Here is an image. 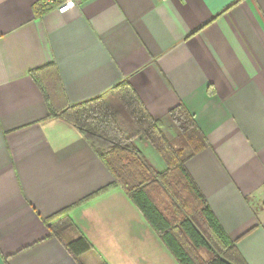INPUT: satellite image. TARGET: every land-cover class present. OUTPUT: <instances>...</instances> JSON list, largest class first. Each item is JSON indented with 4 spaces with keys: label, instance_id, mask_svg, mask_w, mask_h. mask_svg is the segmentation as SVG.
Listing matches in <instances>:
<instances>
[{
    "label": "crops",
    "instance_id": "0c3cea01",
    "mask_svg": "<svg viewBox=\"0 0 264 264\" xmlns=\"http://www.w3.org/2000/svg\"><path fill=\"white\" fill-rule=\"evenodd\" d=\"M40 1L0 0V264H179L79 131L48 116L30 71L49 64L56 104L126 80L168 138L183 104L208 144L186 170L243 261L264 264V0ZM67 208L66 239L92 246L78 258L45 222Z\"/></svg>",
    "mask_w": 264,
    "mask_h": 264
},
{
    "label": "trees",
    "instance_id": "16d2710c",
    "mask_svg": "<svg viewBox=\"0 0 264 264\" xmlns=\"http://www.w3.org/2000/svg\"><path fill=\"white\" fill-rule=\"evenodd\" d=\"M38 7L41 11L50 8L45 0ZM50 67L53 65L30 71L41 89L48 116L79 131L110 171L113 185L127 193L179 264H246L185 168V162L208 144L184 105L178 104L168 113L177 131L174 138H168L161 122L150 116L126 80L103 94L56 104L52 87L46 88L40 78V72ZM136 139L152 146L165 163L163 170L149 163ZM177 141H183L185 147L176 146ZM69 210L45 222L50 235L62 239L67 251L78 258L92 246L82 234L66 239L67 232L76 229ZM199 250L210 257L204 260Z\"/></svg>",
    "mask_w": 264,
    "mask_h": 264
},
{
    "label": "rangeland",
    "instance_id": "374dc122",
    "mask_svg": "<svg viewBox=\"0 0 264 264\" xmlns=\"http://www.w3.org/2000/svg\"><path fill=\"white\" fill-rule=\"evenodd\" d=\"M166 132V131H165ZM175 133L174 130L167 132V135L170 138H173V134ZM137 146L142 150L143 154L145 155L146 159L149 161V163L155 168V169H162V162L161 159L152 151L147 150L144 146L146 142L144 140H136ZM176 146L185 147V143L183 141H177ZM203 255L206 253L204 250H199Z\"/></svg>",
    "mask_w": 264,
    "mask_h": 264
},
{
    "label": "built area",
    "instance_id": "2783aa9c",
    "mask_svg": "<svg viewBox=\"0 0 264 264\" xmlns=\"http://www.w3.org/2000/svg\"><path fill=\"white\" fill-rule=\"evenodd\" d=\"M164 1V0H163ZM77 0H45V3L56 9L58 13H65L76 5Z\"/></svg>",
    "mask_w": 264,
    "mask_h": 264
}]
</instances>
